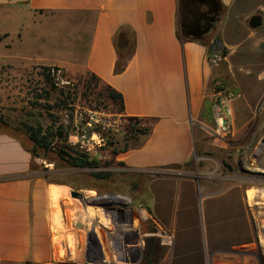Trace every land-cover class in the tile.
Wrapping results in <instances>:
<instances>
[{
	"label": "crops",
	"instance_id": "obj_1",
	"mask_svg": "<svg viewBox=\"0 0 264 264\" xmlns=\"http://www.w3.org/2000/svg\"><path fill=\"white\" fill-rule=\"evenodd\" d=\"M217 2L215 10L211 0H0V31L13 41L0 64L43 63L71 77L94 73L123 94L124 117L151 126L117 157L157 173L149 206L175 239L172 249L156 240L144 264H203L204 246L255 242L247 187L203 192L196 179L169 173L195 157L215 80L232 89L240 115L264 97V0ZM205 6L206 26L199 14ZM196 27L209 30L197 37ZM121 30L135 34L136 51L117 73ZM222 48L226 55L212 63ZM34 160L19 139L0 133V264H82L93 256V225L72 221L67 193H51L54 185L34 172ZM81 242L88 251L81 252Z\"/></svg>",
	"mask_w": 264,
	"mask_h": 264
},
{
	"label": "rangeland",
	"instance_id": "obj_2",
	"mask_svg": "<svg viewBox=\"0 0 264 264\" xmlns=\"http://www.w3.org/2000/svg\"><path fill=\"white\" fill-rule=\"evenodd\" d=\"M12 42L0 31V60ZM45 74L50 75V82ZM213 87L210 114L204 118L203 139L200 137L192 163L169 173L196 179L203 192L234 184L247 187L256 226L254 245L204 246L200 255L203 264H264V97L252 111L240 115L233 105L232 89L221 80H215ZM217 108L224 113L223 120L214 114ZM0 117L15 128L33 131L42 127L44 134L56 133L61 127L73 150L84 151L100 162L96 169L76 168L54 160L52 152L34 156L33 170L54 185L51 193H67L72 221L93 225L92 255H111L115 247L136 260L141 258L139 264H144L147 254H155L156 240H164L172 249L173 233L152 216L150 193L142 195L144 187L134 186L137 174L152 178L157 173L131 169L117 159L118 154L138 145L142 134L131 130L133 123L105 96L104 83L93 81L89 72L71 77L59 66L43 63L0 64ZM143 125L149 124L143 121ZM94 171L135 176L109 182L93 176ZM72 190L81 192L83 200L73 197ZM82 242L79 246L84 252L86 243Z\"/></svg>",
	"mask_w": 264,
	"mask_h": 264
},
{
	"label": "trees",
	"instance_id": "obj_3",
	"mask_svg": "<svg viewBox=\"0 0 264 264\" xmlns=\"http://www.w3.org/2000/svg\"><path fill=\"white\" fill-rule=\"evenodd\" d=\"M117 50L119 55V60L116 65V72H122L125 70L129 60L133 57L136 51V37L135 34L128 33L126 30H121L117 34ZM221 52L226 55L227 50L222 48ZM93 81L97 83L105 84V96L117 105V110L120 114L124 113L125 104L124 96L121 92L117 91L112 86L106 84L94 73L89 72ZM46 80L51 81L50 75L45 74ZM127 120L133 123L131 130L134 133L147 135L151 131L150 125H143V118L139 117H127ZM43 128L39 127L36 130L29 131L27 128L20 129L15 128L8 124L3 117H0V133L9 134L17 139H19L25 147H27L33 156L40 155L41 153L46 156L49 152L54 153V160L64 164L68 167L76 168H90L96 169L100 167V162L92 158L88 153L84 151L73 150L68 144V134L65 133L61 127L58 128L56 133L44 134ZM127 148L126 150H128ZM41 152V153H40ZM192 163V159L187 162L186 165ZM124 165V163H121ZM182 166H175L174 168H179ZM93 176L98 179L107 180L109 182H115L116 180L123 179V177H133L134 173H111L103 171H94ZM135 187H144L141 191L142 195H145L149 190V181L151 176L145 174H137Z\"/></svg>",
	"mask_w": 264,
	"mask_h": 264
},
{
	"label": "built area",
	"instance_id": "obj_4",
	"mask_svg": "<svg viewBox=\"0 0 264 264\" xmlns=\"http://www.w3.org/2000/svg\"><path fill=\"white\" fill-rule=\"evenodd\" d=\"M224 55L222 53L215 54L213 57H211L212 63H218L223 59ZM53 72H55V69L53 68ZM57 72H60V69L57 70ZM214 114L221 120L224 118V113L220 111L219 108L214 109ZM114 253L111 255L107 253H104V255H101L99 253H96L93 255L89 260L85 261L82 264H137L135 256L131 253L123 254L120 249H116L113 247ZM117 253V256H115ZM118 257V258H117ZM122 258V259H120ZM114 259H118L120 261H114Z\"/></svg>",
	"mask_w": 264,
	"mask_h": 264
},
{
	"label": "water",
	"instance_id": "obj_5",
	"mask_svg": "<svg viewBox=\"0 0 264 264\" xmlns=\"http://www.w3.org/2000/svg\"><path fill=\"white\" fill-rule=\"evenodd\" d=\"M211 1L215 4V8H214V9L217 10V5H218L217 0H211ZM259 18H260V17H258V16H255V17L252 18V22H251L252 26H254V27L257 26V22H258V19H259ZM196 30H197V33H195L196 36H197V37H200L201 34H202L203 32H205V31H208L209 28H207L206 30L202 31L200 27H196ZM263 142H264V139H263ZM71 195H72L73 197H77V198H79V199H81V200H83V198H84L83 194H82L81 192H79V191H76V190H72V191H71Z\"/></svg>",
	"mask_w": 264,
	"mask_h": 264
},
{
	"label": "flooded vegetation",
	"instance_id": "obj_6",
	"mask_svg": "<svg viewBox=\"0 0 264 264\" xmlns=\"http://www.w3.org/2000/svg\"><path fill=\"white\" fill-rule=\"evenodd\" d=\"M202 14L203 16V20L201 21V24H203L204 26L209 24V13H210V9L205 7H202L201 10L199 11V14ZM194 14V12H193Z\"/></svg>",
	"mask_w": 264,
	"mask_h": 264
}]
</instances>
